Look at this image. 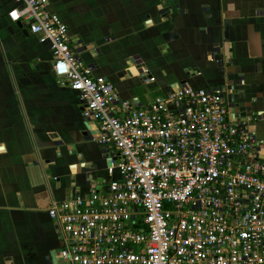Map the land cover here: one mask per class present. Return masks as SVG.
<instances>
[{
	"label": "crops",
	"instance_id": "crops-1",
	"mask_svg": "<svg viewBox=\"0 0 264 264\" xmlns=\"http://www.w3.org/2000/svg\"><path fill=\"white\" fill-rule=\"evenodd\" d=\"M12 3L0 0V264H53L60 236L48 207L104 187L118 155L51 73L47 46L9 23ZM49 9L132 106L178 83L224 85L239 103L230 110L264 145V0H49Z\"/></svg>",
	"mask_w": 264,
	"mask_h": 264
},
{
	"label": "built area",
	"instance_id": "built-area-1",
	"mask_svg": "<svg viewBox=\"0 0 264 264\" xmlns=\"http://www.w3.org/2000/svg\"><path fill=\"white\" fill-rule=\"evenodd\" d=\"M13 1L9 23L47 46L51 73L118 155L104 187L48 207L56 264H264V145L230 110L229 89L178 83L132 106L82 60L49 0Z\"/></svg>",
	"mask_w": 264,
	"mask_h": 264
},
{
	"label": "water",
	"instance_id": "water-1",
	"mask_svg": "<svg viewBox=\"0 0 264 264\" xmlns=\"http://www.w3.org/2000/svg\"><path fill=\"white\" fill-rule=\"evenodd\" d=\"M17 25L20 28H22V31L27 35V30H26V28L23 27V25L21 24V22H18ZM7 30H8V32L12 33L13 32L12 26L11 25H8L7 26ZM229 96H230V102H233V99L235 98L234 97V94H229ZM233 103H234V106H238V104H239L238 102L237 103L233 102ZM52 262H53V264H56V255L55 254H52Z\"/></svg>",
	"mask_w": 264,
	"mask_h": 264
},
{
	"label": "rangeland",
	"instance_id": "rangeland-1",
	"mask_svg": "<svg viewBox=\"0 0 264 264\" xmlns=\"http://www.w3.org/2000/svg\"><path fill=\"white\" fill-rule=\"evenodd\" d=\"M43 57H45V55H43ZM189 75H191V74H189ZM189 82V81H188ZM190 84H192L191 82H189ZM233 103V102H232ZM234 104V103H233Z\"/></svg>",
	"mask_w": 264,
	"mask_h": 264
},
{
	"label": "flooded vegetation",
	"instance_id": "flooded-vegetation-1",
	"mask_svg": "<svg viewBox=\"0 0 264 264\" xmlns=\"http://www.w3.org/2000/svg\"><path fill=\"white\" fill-rule=\"evenodd\" d=\"M56 263H57V256H56Z\"/></svg>",
	"mask_w": 264,
	"mask_h": 264
},
{
	"label": "trees",
	"instance_id": "trees-1",
	"mask_svg": "<svg viewBox=\"0 0 264 264\" xmlns=\"http://www.w3.org/2000/svg\"><path fill=\"white\" fill-rule=\"evenodd\" d=\"M136 90L138 91V88Z\"/></svg>",
	"mask_w": 264,
	"mask_h": 264
}]
</instances>
